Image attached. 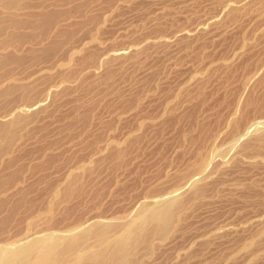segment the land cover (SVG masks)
<instances>
[{"label":"rangeland","instance_id":"rangeland-1","mask_svg":"<svg viewBox=\"0 0 264 264\" xmlns=\"http://www.w3.org/2000/svg\"><path fill=\"white\" fill-rule=\"evenodd\" d=\"M84 234L59 264H264V0H0V264Z\"/></svg>","mask_w":264,"mask_h":264},{"label":"bare ground","instance_id":"bare-ground-1","mask_svg":"<svg viewBox=\"0 0 264 264\" xmlns=\"http://www.w3.org/2000/svg\"><path fill=\"white\" fill-rule=\"evenodd\" d=\"M169 215L170 208L168 206L164 209L154 210L150 216L143 215L141 219L148 220L150 218V220L161 223L164 222L169 217ZM84 237L85 234L81 236H76L69 241L63 240L62 238L40 239L31 245L19 249L15 254L6 259L4 261V264H59L60 260L62 259V257H64L65 253L75 249L77 244ZM125 241V236L117 239L119 245H123ZM63 246L65 247L62 248ZM91 257L97 258L99 256L97 254H92ZM80 260V255H76L74 257V263L77 264Z\"/></svg>","mask_w":264,"mask_h":264}]
</instances>
